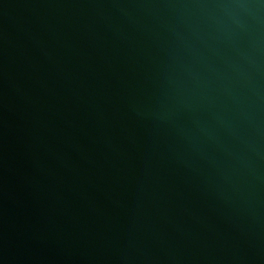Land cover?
<instances>
[{
  "label": "water",
  "instance_id": "1",
  "mask_svg": "<svg viewBox=\"0 0 264 264\" xmlns=\"http://www.w3.org/2000/svg\"><path fill=\"white\" fill-rule=\"evenodd\" d=\"M0 264H264V0H0Z\"/></svg>",
  "mask_w": 264,
  "mask_h": 264
}]
</instances>
